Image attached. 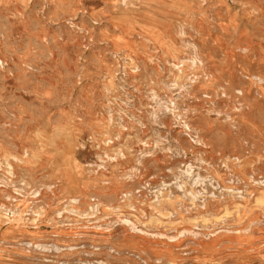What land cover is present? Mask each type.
<instances>
[{"label":"rangeland","instance_id":"obj_1","mask_svg":"<svg viewBox=\"0 0 264 264\" xmlns=\"http://www.w3.org/2000/svg\"><path fill=\"white\" fill-rule=\"evenodd\" d=\"M0 264H264V0H0Z\"/></svg>","mask_w":264,"mask_h":264}]
</instances>
